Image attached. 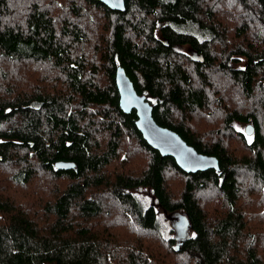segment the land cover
Returning a JSON list of instances; mask_svg holds the SVG:
<instances>
[{
  "label": "trees",
  "instance_id": "trees-1",
  "mask_svg": "<svg viewBox=\"0 0 264 264\" xmlns=\"http://www.w3.org/2000/svg\"><path fill=\"white\" fill-rule=\"evenodd\" d=\"M117 66L220 170L148 145ZM0 264H264V0H0Z\"/></svg>",
  "mask_w": 264,
  "mask_h": 264
},
{
  "label": "water",
  "instance_id": "water-1",
  "mask_svg": "<svg viewBox=\"0 0 264 264\" xmlns=\"http://www.w3.org/2000/svg\"><path fill=\"white\" fill-rule=\"evenodd\" d=\"M113 10L125 9V0H99ZM115 82L119 93V105L123 112L136 113L135 125L142 134L144 140L153 149L157 150L161 157H172L177 165L187 173H196L209 169L220 170L219 160L216 156L199 152L194 146L188 144L176 131L162 126L156 122L153 116V105L145 94H140L134 87L133 82L122 66H117ZM254 131L252 124H247L245 132L251 135ZM57 169H71L75 167L72 161H57ZM168 219L172 220L178 238L185 234L180 224L182 217L174 213H166Z\"/></svg>",
  "mask_w": 264,
  "mask_h": 264
},
{
  "label": "rangeland",
  "instance_id": "rangeland-1",
  "mask_svg": "<svg viewBox=\"0 0 264 264\" xmlns=\"http://www.w3.org/2000/svg\"><path fill=\"white\" fill-rule=\"evenodd\" d=\"M193 30V29H192ZM194 32H197V30H194ZM156 35L157 36H160V32H159V30H156ZM182 51H184L185 53H188V54H193L191 51H190V48H189V46L188 45H185V46H183L182 47ZM244 64H245V60L244 59H241V61H240V63H239V66H244ZM194 119H198V117H196V118H194ZM245 127H246V125L245 124H242L241 126H240V129L243 131V132H245ZM201 129H202V135H203V137L204 138H206V139H210L211 137H210V135H208L206 132L207 131H205L206 129H203L202 127H201ZM246 133V132H245ZM248 137H250L251 135H247ZM209 141V140H208ZM225 143L228 145V148L229 149H235V148H237V145H233L228 139L227 140H225ZM133 192H134V194L135 195H137V197H139L142 201H143V203L145 204V205H147V204H149V203H151V198H150V192H149V189L148 188H146V187H144V188H139V189H136V190H133ZM203 197H201V199H202ZM157 210V213H158V216H159V219H160V228L164 231V233H166V235L169 237V236H173V230L171 229V224H172V220L171 219H168L166 216H165V214H164V212L161 210V209H159V208H157L156 209ZM169 230V231H168ZM167 231H168V233H167Z\"/></svg>",
  "mask_w": 264,
  "mask_h": 264
}]
</instances>
